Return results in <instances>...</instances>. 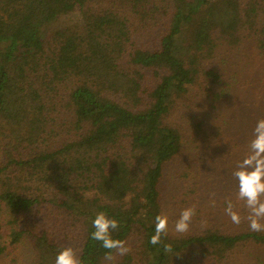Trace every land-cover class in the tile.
I'll list each match as a JSON object with an SVG mask.
<instances>
[{
    "label": "trees",
    "instance_id": "obj_1",
    "mask_svg": "<svg viewBox=\"0 0 264 264\" xmlns=\"http://www.w3.org/2000/svg\"><path fill=\"white\" fill-rule=\"evenodd\" d=\"M259 119L264 0H0V264L66 247L82 264H264V232L224 211L247 215L232 173ZM99 212L128 254L90 239Z\"/></svg>",
    "mask_w": 264,
    "mask_h": 264
},
{
    "label": "clouds",
    "instance_id": "obj_2",
    "mask_svg": "<svg viewBox=\"0 0 264 264\" xmlns=\"http://www.w3.org/2000/svg\"><path fill=\"white\" fill-rule=\"evenodd\" d=\"M249 149V154L237 164L232 173L238 185L237 199L243 202L247 215L242 218L231 200L227 201L224 211L234 225L239 226L243 219L248 222L251 231L264 232V119L256 122ZM195 215V207L183 209L174 223V231L179 234L189 232ZM92 227L94 231L91 232L90 239L100 242L107 250L104 256L106 261H113L115 256H124L131 251L127 241L114 239L112 236V233L120 228L117 219L109 218L105 212H99L92 221ZM168 228L169 217L164 213L156 215L150 244L153 246L161 244L162 238L168 234ZM164 252L171 253L172 246L165 244ZM55 264H82L79 250L63 248L57 254Z\"/></svg>",
    "mask_w": 264,
    "mask_h": 264
},
{
    "label": "rangeland",
    "instance_id": "obj_3",
    "mask_svg": "<svg viewBox=\"0 0 264 264\" xmlns=\"http://www.w3.org/2000/svg\"><path fill=\"white\" fill-rule=\"evenodd\" d=\"M76 17L75 15H72L70 17H67V18H64L63 21H60L59 23L55 24V25H52L50 28H49V31H56L58 28H61L63 25H65V23L69 24L71 22H74L76 20ZM175 166H170L169 169H168V173H167V178L165 179V182H164V190H165V193L167 194V192L169 194H171L174 190H175V187L172 183V180H171V176L173 175V170L175 169L174 168ZM176 192V191H175ZM173 213V212H171Z\"/></svg>",
    "mask_w": 264,
    "mask_h": 264
}]
</instances>
